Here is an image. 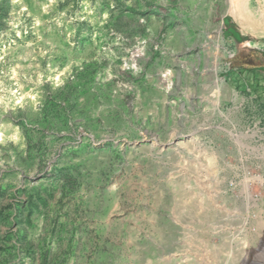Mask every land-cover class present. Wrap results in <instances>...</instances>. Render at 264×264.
I'll return each mask as SVG.
<instances>
[{"label":"rangeland","instance_id":"1","mask_svg":"<svg viewBox=\"0 0 264 264\" xmlns=\"http://www.w3.org/2000/svg\"><path fill=\"white\" fill-rule=\"evenodd\" d=\"M225 18L231 66L264 52V0H0V264L253 262L264 113L213 86Z\"/></svg>","mask_w":264,"mask_h":264},{"label":"crops","instance_id":"2","mask_svg":"<svg viewBox=\"0 0 264 264\" xmlns=\"http://www.w3.org/2000/svg\"><path fill=\"white\" fill-rule=\"evenodd\" d=\"M220 27L221 34L220 29H217L218 40H220V37H222L226 40L227 43L231 45H236L238 42H241V29L231 19H223V21H221ZM245 57V62L238 67L241 72L244 70V73L242 74V76H234L232 81L227 82V85L222 79H219L216 76V71L214 70L212 83L217 90V88L221 86L218 87L216 85L215 78L223 81L224 84L222 87H225V89L223 91V94H220V98H223L224 102L231 99H229L228 97L225 98L226 95L233 97L236 84L238 83L240 85H242L243 83L244 86L247 87V89L255 92L256 96L259 97V101H261L262 96H264V52L261 49H255L252 52H249V54H245ZM234 81H236V84ZM214 103L213 106H215Z\"/></svg>","mask_w":264,"mask_h":264},{"label":"bare ground","instance_id":"3","mask_svg":"<svg viewBox=\"0 0 264 264\" xmlns=\"http://www.w3.org/2000/svg\"><path fill=\"white\" fill-rule=\"evenodd\" d=\"M235 3H237V2L235 1ZM245 6L238 5V4L235 5L236 14L238 15V17L241 20H243V22H245V20H249V21L251 19L253 20L254 17H257L254 10L247 8ZM250 27H252V25ZM215 71H217L216 68H215ZM215 82H216V85L218 87L219 86L222 87L224 84L222 80H218L217 78H215ZM218 102L219 101H215L214 105L217 106ZM242 190H243V198L248 202L252 201L253 195L251 194V192L249 190L247 179L245 181H243ZM263 235H264V232H263ZM262 240H263V237L261 238V241ZM261 241L259 242V245L256 248H254L256 251L254 250V252H253V249L250 251L251 253L254 254V257H255V259L253 260V262L251 264H264V243L261 244ZM230 249H232L231 246H230ZM257 250H259V252ZM229 252H230V250H229ZM246 256H247V254H246ZM246 256H245V259H242L243 264H247V261H246L247 257Z\"/></svg>","mask_w":264,"mask_h":264},{"label":"built area","instance_id":"4","mask_svg":"<svg viewBox=\"0 0 264 264\" xmlns=\"http://www.w3.org/2000/svg\"><path fill=\"white\" fill-rule=\"evenodd\" d=\"M221 31V30H220ZM221 39H222V41H224V39L221 37ZM225 42V41H224ZM224 42H221V47L225 50V52L227 53V55H226V59H227V70H225V71H232V75H231V77H232V79L234 78V76H241L240 74H238V73H241V71L239 70V68H237V67H235V66H231V62H232V59L235 57V55H236V50H235V48L231 45V44H229V43H227V42H225V44H224ZM232 79L231 80H228V81H232ZM224 81V80H223ZM235 82V84H236V81H234ZM226 83V82H225ZM239 84V83H238ZM238 84H236V86L238 85ZM227 85V84H226ZM236 88V87H235ZM239 89V88H238ZM240 89H243V90H235V92H234V94H233V97L234 96H237V94L239 93V96H241V97H243V95H245V96H247L248 97V99L251 101V102H257V99H259V97L258 96H256V94H255V92H253V91H250L249 89H247V87L245 86L244 88H240ZM245 93H248V94H245ZM262 100L261 101H258L259 103H260V106H263V108H262V111H263V113H264V96H262V98H261ZM258 103V104H259ZM254 104V103H253ZM257 104V105H258ZM255 105V104H254ZM256 106V105H255Z\"/></svg>","mask_w":264,"mask_h":264},{"label":"trees","instance_id":"5","mask_svg":"<svg viewBox=\"0 0 264 264\" xmlns=\"http://www.w3.org/2000/svg\"><path fill=\"white\" fill-rule=\"evenodd\" d=\"M234 66H235V67H239V66H241V63H237V64H235Z\"/></svg>","mask_w":264,"mask_h":264}]
</instances>
